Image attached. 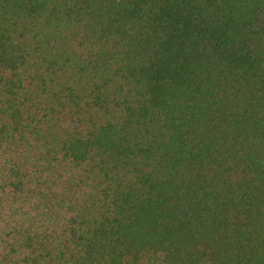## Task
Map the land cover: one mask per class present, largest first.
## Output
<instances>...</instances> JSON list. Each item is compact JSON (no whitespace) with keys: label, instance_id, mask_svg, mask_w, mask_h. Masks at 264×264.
Wrapping results in <instances>:
<instances>
[{"label":"trees","instance_id":"1","mask_svg":"<svg viewBox=\"0 0 264 264\" xmlns=\"http://www.w3.org/2000/svg\"><path fill=\"white\" fill-rule=\"evenodd\" d=\"M0 264H264V0H0Z\"/></svg>","mask_w":264,"mask_h":264}]
</instances>
